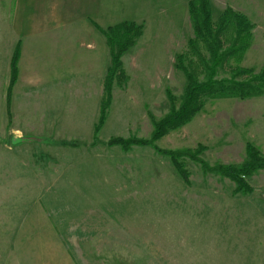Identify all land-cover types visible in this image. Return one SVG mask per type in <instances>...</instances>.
Here are the masks:
<instances>
[{
	"label": "rangeland",
	"instance_id": "rangeland-1",
	"mask_svg": "<svg viewBox=\"0 0 264 264\" xmlns=\"http://www.w3.org/2000/svg\"><path fill=\"white\" fill-rule=\"evenodd\" d=\"M188 1L144 0V17L135 22L142 35L121 56L125 79L113 81L94 133L110 51L103 74L88 75L89 88L57 82L29 94L12 89L7 107L14 0H0V264L10 263V229L32 200L49 213L76 264H264V168L243 177L244 192L201 163L239 166L247 144L264 158V94L207 98L189 122L152 144L128 150L109 144L117 137L149 139L152 121L179 106L186 80L176 57L193 36ZM209 4L213 22L230 8L252 25L242 56L226 61L216 77L229 78L237 68L258 73L264 0ZM234 35L229 29L223 44ZM83 79L76 76L72 85ZM167 151H180L185 177Z\"/></svg>",
	"mask_w": 264,
	"mask_h": 264
},
{
	"label": "crops",
	"instance_id": "crops-1",
	"mask_svg": "<svg viewBox=\"0 0 264 264\" xmlns=\"http://www.w3.org/2000/svg\"><path fill=\"white\" fill-rule=\"evenodd\" d=\"M137 1L14 0L9 30L15 35L14 48L19 50V58L13 94H29L41 87L54 89L57 82L68 89L89 88L93 77L88 75L103 74L109 59L100 29L122 21L142 20L146 6L144 0ZM35 72H40L39 79L33 77ZM78 75L84 79L72 85ZM11 228L8 252L12 257L10 263L2 264H76L39 201L32 200Z\"/></svg>",
	"mask_w": 264,
	"mask_h": 264
},
{
	"label": "trees",
	"instance_id": "trees-1",
	"mask_svg": "<svg viewBox=\"0 0 264 264\" xmlns=\"http://www.w3.org/2000/svg\"><path fill=\"white\" fill-rule=\"evenodd\" d=\"M188 15L193 36L187 42V51L176 57V66L182 70L186 80L179 106H171L164 117L152 121L153 129L149 139L137 140L117 137L109 140L110 145H119L123 150H128L133 144H152L169 131L189 122L201 110L207 98L237 97L244 99L264 94V66L258 73L247 68H237L229 78L216 77L218 69L222 68L226 61L235 58L239 60L242 56L250 39L252 28L248 19L228 8L216 22H213L209 0H189ZM229 29H232L235 35L232 37L231 43L225 46L222 36ZM100 30L109 47L111 64L104 84L105 94L100 107V119L94 127V133H98L104 119V112L110 103V90L113 81L120 82L119 80L125 79L121 56L142 35V26L133 21H122ZM18 58L19 50L16 48L9 64L7 107H9L12 89L18 77ZM167 97L173 103V97L168 90ZM167 154L179 173L185 177V172L178 161L180 151H167ZM246 157L239 166L210 167L205 162L201 161V163L205 170L216 171L233 180L236 184V191L249 192L243 177L249 176L255 170L263 169L264 158L251 144L246 145Z\"/></svg>",
	"mask_w": 264,
	"mask_h": 264
}]
</instances>
